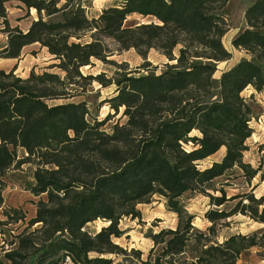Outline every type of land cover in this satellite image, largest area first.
<instances>
[{
	"label": "trees",
	"instance_id": "trees-1",
	"mask_svg": "<svg viewBox=\"0 0 264 264\" xmlns=\"http://www.w3.org/2000/svg\"><path fill=\"white\" fill-rule=\"evenodd\" d=\"M8 2L34 9L27 30L10 25ZM229 2L121 0L89 18L92 0H0L7 33L0 58H19L38 43L64 73L31 70L21 77L16 66L0 70V264H240L253 248L264 257V194L228 197L216 187L236 168L247 181L264 178V145L256 167L244 161L255 111L242 95L248 87L264 91V0L247 6L246 27L232 40L249 57L216 79L217 64L231 58L223 44ZM132 15L149 21L128 22ZM132 48L145 58L156 50L168 62L159 73L150 63L141 67L146 72L124 69L111 78L82 72L94 59L112 63L109 57ZM94 81L115 86L100 103L114 110L103 120L91 117L85 101L52 103ZM120 109L125 122L106 130ZM222 148L220 160L200 167ZM17 171L29 174L26 189L39 197L32 217L4 206L9 175ZM194 194L221 207L205 213V229L194 225L184 202ZM155 195L177 224L149 235L153 246L144 257L113 238L125 233L120 221L141 218L138 205ZM237 215L262 226L220 240L218 225ZM99 219L108 224L87 229Z\"/></svg>",
	"mask_w": 264,
	"mask_h": 264
},
{
	"label": "rangeland",
	"instance_id": "rangeland-1",
	"mask_svg": "<svg viewBox=\"0 0 264 264\" xmlns=\"http://www.w3.org/2000/svg\"><path fill=\"white\" fill-rule=\"evenodd\" d=\"M120 1L121 0H92L90 7L87 9V15L89 18L97 17L103 8L116 5ZM252 1L253 0H230L224 9V14L229 22L230 28L223 37V44L231 53V58L217 64V71L214 75L216 79H219L223 71L232 67L242 58L249 57L245 51L236 49L232 44V40L246 27L244 13L247 6ZM19 5L18 2L6 3L8 20L11 26H19L21 29L27 30L31 22L37 18V15L34 10L28 12L25 8H21ZM131 21H149V19H142L138 15H132L128 18V22ZM4 28L5 25L2 18H0V47H3L7 43V33L3 30ZM175 53H177V51ZM108 59L113 62L104 63L100 60L94 59V64L83 67L82 72L84 74L93 75L104 73L106 78H111L115 76L118 71H123L124 69L138 70L141 69L143 65L150 63L149 68L159 73L165 63L168 62L166 56L156 50H151L145 58L138 54L134 48L124 50ZM57 62L58 61L48 52L47 48L36 43L26 46L22 50L19 58L8 60L0 58V70H10L16 66L17 69L15 73L21 77H27L31 70H34L37 73L48 70L64 76V73L60 71V69L57 67H51ZM141 72L146 71L141 69ZM114 91V85L102 87L100 83L94 81L86 88V91H78L70 99L56 100L52 103L85 101L89 107L91 117H97L98 120H103L109 113H114V110H112L109 105L101 106L100 103L102 100L111 97L114 94ZM242 95L249 100L255 111V117L250 123L253 128V134L246 142L249 149L244 153V161L256 167L260 157L259 148L261 145H264V91L258 92L254 88L248 87L242 92ZM122 112L123 109H120V113L111 118L105 124L104 128L109 131L113 124L117 122L120 124L124 123L126 118L122 116ZM195 133L196 132L193 134ZM224 153L225 149L222 148L216 154L202 161L200 167H206L213 161L220 160ZM28 179L29 174L27 172L22 173L17 171L9 175V183L4 191V206L5 208H23L27 212V216L30 217L35 212V202L39 200V197H35L26 189L25 183L29 181ZM216 181V187H223L228 197L245 192H253L256 197L264 194V178H261V175H257L252 181H247L243 172L238 168L234 170V173L230 177H222ZM213 194L220 195V192H213ZM42 197L44 196H40V198ZM184 202L189 213L194 214V225L199 229H205L210 225V222L205 218V213L208 210L217 208L221 209V207L212 205L210 198L202 194H194L185 197ZM231 204L232 203L226 204L222 208H228ZM138 209L141 213V218L132 219L130 217H124L120 221V227L125 233L122 237L113 238V240L124 248H137L142 250L145 257L153 246V242L149 235L157 233L160 229L175 228L177 224V216L175 213L167 209L164 198L159 195H155L149 203L138 205ZM2 213L3 209H0V219H3ZM226 222L227 224L218 225L220 240H223L226 235L238 232L247 234L262 226L243 215L233 216L226 220ZM107 224L108 222L99 219L89 223L87 229L95 232ZM257 252V248L251 249V251L239 261V263L255 264V262H257L258 264H264V257L258 256Z\"/></svg>",
	"mask_w": 264,
	"mask_h": 264
},
{
	"label": "crops",
	"instance_id": "crops-1",
	"mask_svg": "<svg viewBox=\"0 0 264 264\" xmlns=\"http://www.w3.org/2000/svg\"><path fill=\"white\" fill-rule=\"evenodd\" d=\"M4 60H8V59H4ZM35 210H36V206H35ZM35 215V212L33 215H31L30 217L34 216ZM255 264H258L257 262H255Z\"/></svg>",
	"mask_w": 264,
	"mask_h": 264
},
{
	"label": "bare ground",
	"instance_id": "bare-ground-1",
	"mask_svg": "<svg viewBox=\"0 0 264 264\" xmlns=\"http://www.w3.org/2000/svg\"><path fill=\"white\" fill-rule=\"evenodd\" d=\"M34 10V9H33Z\"/></svg>",
	"mask_w": 264,
	"mask_h": 264
}]
</instances>
